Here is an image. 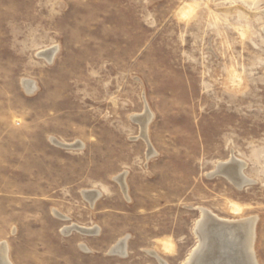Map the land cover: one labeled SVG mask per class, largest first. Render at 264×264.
<instances>
[{
	"label": "rangeland",
	"instance_id": "1",
	"mask_svg": "<svg viewBox=\"0 0 264 264\" xmlns=\"http://www.w3.org/2000/svg\"><path fill=\"white\" fill-rule=\"evenodd\" d=\"M234 158L242 188L210 176ZM201 209L256 217L264 264V0H0V243L12 264H183ZM74 225L97 233H63ZM125 239L126 255L112 253Z\"/></svg>",
	"mask_w": 264,
	"mask_h": 264
},
{
	"label": "bare ground",
	"instance_id": "2",
	"mask_svg": "<svg viewBox=\"0 0 264 264\" xmlns=\"http://www.w3.org/2000/svg\"><path fill=\"white\" fill-rule=\"evenodd\" d=\"M55 54H56V50H53V51L48 52V53H45V52L41 53L40 56L45 57L51 63L52 60L55 57ZM23 83H24L23 84L24 88L29 93H32L35 90V88H36L35 83H33L32 81H29V80L27 81L26 80ZM146 113L148 114L147 117L144 116L146 118L140 121V125L142 127V135H143L144 138H146V136H147L146 135V131H147L148 125L151 122V118H152L151 115L149 114L150 112L148 110H146ZM54 142L57 145H59V146H61V145L62 146H66L67 149H71V150L83 147V143H80V142H77V143H74V144H68V143L67 144H62V143H59L58 141H54ZM152 149H151V153L149 154V157H151V156H153L155 154V152ZM239 162H240V165L236 164V167L231 168L230 172L228 174H229V177H230L229 181H231L232 184H235V185L237 184L238 188H241V186H238V185H241V184L247 183V182L251 183V182H249L250 180H248L244 176V173H243V170L245 168V163L240 161V159H239ZM223 164H225V163H220V164H218V166L223 165ZM116 180L119 182L121 188L126 193L127 192V188H128V185L126 183V174H121V175L117 176ZM83 194H84L85 198L87 199V201L92 203V204L97 202L99 200V198H100V192H98V190L97 191H95V190L86 191V192H83ZM201 212H202V217H201V219H199V221H197L196 226L194 227L195 228L194 229L195 235L198 238L197 239L198 240V244L195 247V249L191 252V254L188 256V258L186 259V261L183 264H200V257L204 256L205 251H206L205 250L206 244L204 243V241H202L200 236L207 237V236H209V233L214 230L213 227H209L211 219L208 216L209 214H206L207 211L204 210V209H201ZM57 215L59 217L65 218V216L60 215L58 213H57ZM256 223H257V218L256 217L244 219V220H242V222L237 223V224L240 225L239 233L244 234L245 238H244V240H243V238L241 240H240V238L237 240V243H238L237 245L240 247L239 248L240 251H238V252L236 251V253L234 252L235 254L234 253L232 254V252H231L230 253V257L234 255L237 258L238 257L242 258L241 254L243 252H246L248 254H246V253L245 254L249 256L251 264H258L256 259H255V254H254V251H253V245H254V241H255V226H256ZM208 228L210 230H208ZM72 231H76L78 233H81L82 235L83 234L84 235H91V234L97 233V230L94 229V228H85V227H81L79 225H74V226H71V227L68 226V227H66L64 229L63 233L64 234H70ZM85 231H87L90 234H86ZM218 234H219V236L222 235V233H218ZM126 247H127V240L125 239L123 241H120L113 248L112 253H115V254H118V255H121V256H125L126 255ZM150 253L152 254V252H150ZM8 254H9V248H8L7 242H1L0 243V264H12ZM154 255H156V254H154ZM238 260H240V259L238 258ZM160 262H164V261H160ZM201 264H204V263H201ZM209 264H215V263L211 262Z\"/></svg>",
	"mask_w": 264,
	"mask_h": 264
},
{
	"label": "water",
	"instance_id": "3",
	"mask_svg": "<svg viewBox=\"0 0 264 264\" xmlns=\"http://www.w3.org/2000/svg\"><path fill=\"white\" fill-rule=\"evenodd\" d=\"M140 118L141 120L145 119ZM63 148H67L66 146H62ZM236 164L240 165L239 160H236L235 158L230 160L229 162L220 165L216 168V171L213 172L210 176L215 177V176H224L229 180V172L230 169L233 167H236ZM247 183H243L241 185V188L245 186ZM237 186V184H236ZM206 214H209V218L211 219L210 221V226L213 227L214 230L209 233V236L207 237H202V241L206 244L205 246V254L204 256L200 257V264H209V263H215V264H251L249 256L246 255L248 253L243 252L241 254L242 258L236 256H231L230 253L232 254L236 251H240V247L237 245V240L240 238V240L245 238V235L242 233H239V228L240 225L235 223V222H230L222 219H218L209 212H206ZM208 230H210L208 228ZM86 234H90L87 231H85ZM218 233H222L221 236H219ZM204 244V245H205ZM229 244V245H228ZM232 244V245H231ZM213 245V246H212ZM232 246V247H231ZM236 246V247H235ZM238 246V247H237ZM230 250V251H229ZM242 252V251H241ZM234 253V254H235ZM246 253V254H245ZM245 254V255H244ZM237 255V254H236ZM249 262V263H248Z\"/></svg>",
	"mask_w": 264,
	"mask_h": 264
}]
</instances>
